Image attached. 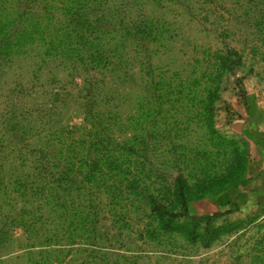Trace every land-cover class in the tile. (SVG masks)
I'll use <instances>...</instances> for the list:
<instances>
[{
	"label": "rangeland",
	"instance_id": "obj_1",
	"mask_svg": "<svg viewBox=\"0 0 264 264\" xmlns=\"http://www.w3.org/2000/svg\"><path fill=\"white\" fill-rule=\"evenodd\" d=\"M5 20L0 264H264V0H0ZM154 202L224 232L166 234Z\"/></svg>",
	"mask_w": 264,
	"mask_h": 264
},
{
	"label": "trees",
	"instance_id": "obj_2",
	"mask_svg": "<svg viewBox=\"0 0 264 264\" xmlns=\"http://www.w3.org/2000/svg\"><path fill=\"white\" fill-rule=\"evenodd\" d=\"M7 21H0V49H12L16 45L15 40L20 37V33L25 29H19L18 27L11 28V24H7ZM13 27V26H12ZM10 29H13V32H9ZM23 33H21L22 35ZM64 181H67L65 184L68 188V193L73 189L74 186L78 188L79 184L74 175V179L71 178L67 173L63 175ZM187 185L183 182L182 179L177 181V198L179 201L183 200V203L186 202L185 190ZM79 207V206H78ZM73 210L69 206H65V218L67 216H75V213H72ZM153 212L159 220V226L161 230L166 234H180L190 243L205 242V247H210L213 242L219 239V235L224 232V229L221 227H215L211 223L206 226L203 230L198 229L197 227L190 224L189 221L184 223L178 222L175 219L174 215L169 212L165 206L153 203ZM79 213V212H78ZM98 221L95 216L92 214H82V217H78V223L75 224L76 233L79 237L83 236V240H93L96 244L97 237L95 236V230L92 228ZM82 239V238H81ZM95 246V244H90Z\"/></svg>",
	"mask_w": 264,
	"mask_h": 264
},
{
	"label": "crops",
	"instance_id": "obj_3",
	"mask_svg": "<svg viewBox=\"0 0 264 264\" xmlns=\"http://www.w3.org/2000/svg\"><path fill=\"white\" fill-rule=\"evenodd\" d=\"M250 136L253 146L250 184L247 191L250 192L253 201L260 203L259 200L264 199V127H260L258 130H250Z\"/></svg>",
	"mask_w": 264,
	"mask_h": 264
}]
</instances>
